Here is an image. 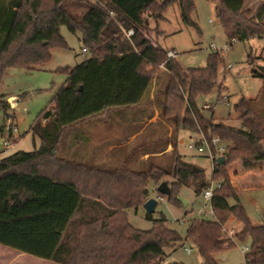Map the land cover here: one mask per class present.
<instances>
[{
	"label": "trees",
	"instance_id": "trees-1",
	"mask_svg": "<svg viewBox=\"0 0 264 264\" xmlns=\"http://www.w3.org/2000/svg\"><path fill=\"white\" fill-rule=\"evenodd\" d=\"M174 2L180 5L182 21L197 27L194 0H0V113L5 117L11 109L1 89L6 70L41 69L52 59L53 47H67L63 25L79 34L89 55L73 68L60 69L66 81L27 131L39 136L40 146L4 155L0 151L1 245L59 264H161L166 249L182 241L181 234L168 226L163 213L159 218L147 213L152 228H136L128 209L143 207L151 197L150 181L171 184L169 195H157L178 205L181 186L200 195L214 180L220 184L213 191L214 217L193 219L186 239L197 245L203 264H218L214 255L234 244H226L222 224L234 218L242 225L236 237L251 236L246 264H264V223L253 224L240 202L230 204L239 193L227 171L249 152L264 156V112L259 105L264 86L256 97H241L235 104L241 120L237 127L204 115L197 98L217 87L222 54L213 52L204 67L188 69L176 57L168 59L170 49L150 36V18L158 26ZM217 4V18L230 44L264 37V0L254 14L245 9L244 0ZM124 28L134 29L131 40L124 37ZM162 32L156 29L157 36ZM253 74L264 82L258 68ZM141 105L158 107L161 120L173 127L174 136L154 147L156 153L163 152L171 143L167 158L149 156L141 167L127 162L102 168L59 153L66 128L111 108ZM4 128L0 120V130ZM199 129H210L229 146L225 163H216L207 179L177 148L178 131Z\"/></svg>",
	"mask_w": 264,
	"mask_h": 264
},
{
	"label": "rangeland",
	"instance_id": "rangeland-1",
	"mask_svg": "<svg viewBox=\"0 0 264 264\" xmlns=\"http://www.w3.org/2000/svg\"><path fill=\"white\" fill-rule=\"evenodd\" d=\"M246 1L251 3V6L255 4V0ZM194 2L196 10L192 17L197 22V27L186 25L182 21L180 5L174 2L163 12L162 18L158 20V26L150 18V26L153 29L150 36L153 39L158 38L165 48L175 49L178 52L176 59L186 69L188 67H204L213 52L222 54V61L218 65L217 87L210 94L199 96L197 103L203 114L212 118L214 123L223 121L237 127L241 125V120L240 114L235 110V104L240 101L241 97H256L264 86L263 79L253 74L254 67L264 66V37L255 36L247 40L236 39L230 44L223 26L217 18L218 0H194ZM156 29L163 31L162 34L157 36ZM61 33L67 41V47H53L51 49L52 59L45 63L41 69L27 71L21 67H10L5 72L1 89L13 98L11 100L13 107L9 113L14 114V125L18 128L13 132L14 145L11 148L4 150L0 136V151L4 150L3 152L6 154L16 152V150L32 151L40 146L41 139L39 136H34L32 132L27 133V131L35 122L37 115L46 109L49 101L66 81L67 75L60 69L62 67L73 68L89 57L82 50L84 44L78 33H72L66 25L61 27ZM212 44L215 45L216 49L212 48ZM251 53L253 54V63H250L249 59ZM155 87L156 85L153 84L152 90ZM263 102L264 95L263 100L259 102L260 107L263 106L264 112ZM205 103L210 104L211 107L204 108ZM143 106L138 108L141 109ZM131 108H111L102 114L124 113ZM144 109L151 110L154 107L148 106ZM3 119H5V113L1 112L0 120ZM179 132L180 152L185 155L189 162L191 161L203 170L205 179L210 178L212 163H210L208 156L188 150L187 144L190 135L193 134L192 131L180 130ZM63 135L59 153L66 155L78 145L77 124L66 128ZM143 140L144 137L136 142V149L142 146ZM250 153L246 155L245 160L238 159L230 164L227 168L228 177L231 186L237 193L240 192L239 201L246 209L253 224H262L264 223V186L261 185L264 184V175H258L254 179L253 183H256L257 187L244 188L245 190H243L242 186L253 179L251 172L245 170L243 166L250 161L248 158ZM116 155L119 157L121 154ZM157 187L154 181H150L149 195L151 197H158ZM178 195L180 204L175 205L168 198L160 199L156 212L153 213L154 218H159L163 213L167 218L168 226L177 230L182 236V241L178 242L175 248L166 249L167 254L161 264H175L177 262L203 264V258L197 245L190 239H186L187 231L193 219L202 218V216L213 218L214 215L210 211L206 215L200 214L205 204V198L203 194L195 195L192 187L183 186ZM230 202L236 203L237 200L232 197ZM187 212H189L188 217L185 215ZM146 214L147 212L143 207L128 209L130 222L134 227L141 230L150 229L153 225V222L146 218ZM183 217H185L184 220ZM222 226L226 244L229 242L234 244L231 248L221 250L214 255L218 264H246L244 254L247 251H243V249L246 246L251 247V236L247 235L243 239L236 237L242 228L240 222L234 218H229ZM186 247L191 248L192 253H188ZM0 264H57V262L32 256L0 244Z\"/></svg>",
	"mask_w": 264,
	"mask_h": 264
},
{
	"label": "crops",
	"instance_id": "crops-1",
	"mask_svg": "<svg viewBox=\"0 0 264 264\" xmlns=\"http://www.w3.org/2000/svg\"><path fill=\"white\" fill-rule=\"evenodd\" d=\"M262 2L263 0H255V4L251 6V3H247V1L244 0L245 9L251 10V14H254ZM6 95L8 96V94ZM12 99L13 98L9 96L7 97V101L11 104V109L13 107L11 102ZM11 109H9V111ZM3 120L5 128L4 130H0L1 142L3 138L6 137V132L8 134V120ZM77 134L78 145H76V148L73 149L71 153L66 155H68V157L75 156L77 160H82L85 163H90L91 165L102 168H111L127 162L132 167H141L143 163L148 160L149 156H163L167 158L173 149L172 144L169 143L165 146L163 152L156 153L157 150L154 148L155 145H163L170 137L174 136V132L173 127L169 123L161 120L159 109L155 105L154 109L151 110L132 107L124 113L94 115V117L77 124ZM143 137L142 146H139L137 150L135 144ZM177 142V148L180 152L179 146L181 141L179 131L177 134ZM2 154L4 155L6 153L2 151ZM116 154L121 155L118 157ZM180 154L182 153L180 152ZM183 156L185 157V155ZM248 158L250 161L246 162L243 166L245 170L251 172L253 179L242 185L243 190L257 187V184L253 183L254 179L257 178L258 175H264L263 155L257 150H254L248 155ZM261 186H264V184ZM182 187L183 186H181V189ZM239 196L240 192L236 199V203L240 202ZM156 199L159 201L160 199L165 200L166 198L158 196ZM236 203L230 202V204ZM185 215L188 217L189 212ZM203 217L204 216H202V218ZM182 219L184 220L185 217Z\"/></svg>",
	"mask_w": 264,
	"mask_h": 264
},
{
	"label": "built area",
	"instance_id": "built-area-1",
	"mask_svg": "<svg viewBox=\"0 0 264 264\" xmlns=\"http://www.w3.org/2000/svg\"><path fill=\"white\" fill-rule=\"evenodd\" d=\"M94 2H97V0H93ZM110 14L112 15L113 12L111 11ZM124 37L127 39H132L131 37L134 35V29H123ZM212 48L216 49L215 45L212 44ZM168 59H172L173 57H176L178 55V52H176L175 49L169 50L168 52ZM161 69L165 70L164 65H161ZM210 108L211 105L208 103H205L204 108ZM6 120H8V134L6 137L3 138V146L4 150L7 148H11L14 145L13 141V132L18 130L17 127L14 125V114L7 113ZM193 134L190 135L189 143L187 144L188 150L194 151L198 154L207 155L210 163H212V172L214 170V167L216 165L217 159L221 157L222 155L225 156L226 152L229 149L228 143L220 138L217 134H215L213 131L208 129L207 131H203L201 129L197 130L196 132H192ZM3 150V151H4ZM220 184L214 180H211L210 183L207 185V187L203 191V197L205 198V204L203 208L200 211L201 215H206L209 211L214 215L215 210H213L212 206V198L214 196L213 191L215 188L219 187ZM209 206V208H207ZM250 248L246 246L243 251H249ZM186 251L188 253H192V249L189 247H186ZM245 255V254H244ZM246 262V261H245ZM158 264V263H154Z\"/></svg>",
	"mask_w": 264,
	"mask_h": 264
},
{
	"label": "water",
	"instance_id": "water-1",
	"mask_svg": "<svg viewBox=\"0 0 264 264\" xmlns=\"http://www.w3.org/2000/svg\"><path fill=\"white\" fill-rule=\"evenodd\" d=\"M258 69L264 74V66L258 65ZM217 162L219 165H222L225 163V156L222 155L221 157H219L217 159ZM194 171L196 172H200L202 171V169L200 167H198L197 165L193 166ZM157 191L159 193L165 194V195H169L171 193V187L169 185V183L167 181H162L161 183H159V186L157 187ZM159 204L158 199L154 198V197H150L143 205V208L145 209V211L147 213H155L156 212V208Z\"/></svg>",
	"mask_w": 264,
	"mask_h": 264
}]
</instances>
